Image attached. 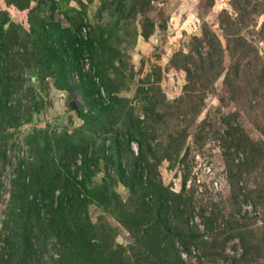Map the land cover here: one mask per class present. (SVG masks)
<instances>
[{"label": "rangeland", "instance_id": "rangeland-1", "mask_svg": "<svg viewBox=\"0 0 264 264\" xmlns=\"http://www.w3.org/2000/svg\"><path fill=\"white\" fill-rule=\"evenodd\" d=\"M2 22L0 264H155L138 239L264 264V0H0Z\"/></svg>", "mask_w": 264, "mask_h": 264}, {"label": "trees", "instance_id": "trees-1", "mask_svg": "<svg viewBox=\"0 0 264 264\" xmlns=\"http://www.w3.org/2000/svg\"><path fill=\"white\" fill-rule=\"evenodd\" d=\"M0 25H1V28L3 29L6 26V22H2ZM71 68L75 69V68H77V65L74 63V65H72ZM68 73H69V71L67 72L65 70H63L61 72V75L63 76V80H62L63 86L67 87V88L69 87V84L67 83V74ZM81 75L86 76L87 74L82 73ZM88 85H89V87L87 90V95L94 94V93L100 94V88L93 80L90 79ZM3 114L5 116L6 113L3 111V108H2V105L0 102V115L3 116ZM137 140L141 143V140H139L138 138H137ZM86 165H87V161L84 163V167H86ZM118 174L122 179H124L125 174H124V172L120 171V169H118ZM65 176H66V183L65 184H69L71 187L76 188L79 191V187L82 184L78 183L74 180V178L70 175L69 170L65 172ZM70 186H69V188H70ZM45 187H46V185L44 183H42V188H45ZM59 190H60V188L58 186L57 189H54V192L55 191L59 192ZM61 201H62V199H61ZM54 222H55V225H54V228H52V232H49L46 228V231H45L46 235L49 236V234L53 235V234H56V232H58L61 235H63V239H64V237L67 238L69 236V234L66 231H64V234H63L61 229L57 230L58 228L56 227L57 226L56 219ZM163 224H164L165 230L169 232L168 234H170L172 231V228L169 226L168 221L164 220ZM137 241L140 244L142 251H144L146 258L150 260L149 262L155 263V264H182V262L179 259L172 256L168 252V249L165 250L161 245L144 243L140 239H138ZM29 242H30V238L25 236L21 240V244L19 246V249L23 252L27 251V247H28ZM70 244H71L70 250L68 251L67 255H71V257L68 258V262L72 261V264H90L89 260H87V259H89V256L85 257V251L86 250L84 252H82V250L80 248H76L75 245L73 247V242H71ZM63 245H64V250H65L66 245L65 244H63ZM72 255H73V257H72ZM90 260L92 262L91 264H115L114 263L115 258L112 255H107L106 257H103L102 255H100V257H97L95 255H90Z\"/></svg>", "mask_w": 264, "mask_h": 264}]
</instances>
